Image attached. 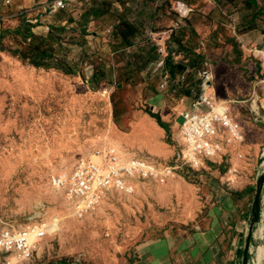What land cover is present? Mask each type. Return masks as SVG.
Returning <instances> with one entry per match:
<instances>
[{"label": "rangeland", "instance_id": "rangeland-1", "mask_svg": "<svg viewBox=\"0 0 264 264\" xmlns=\"http://www.w3.org/2000/svg\"><path fill=\"white\" fill-rule=\"evenodd\" d=\"M6 1L0 0V32L20 26L23 17L26 25L35 26H24L25 35L8 32L0 37V233L32 225L45 228L61 221L57 233L46 234L37 243L28 264H176L173 252L177 247L185 248L182 254L199 251V263L189 264H203L204 243L208 251L218 244V239L212 245L207 239L212 219L221 213L226 195H231L243 207L247 205L249 212L238 211L231 218L232 229L223 228L226 241L236 244V250L231 245L234 260L227 264H243L256 182L264 174V94L257 90V96L253 95L262 46L249 45L244 50L237 36L218 29L220 35L215 34L220 37L210 40L217 57L215 52L204 54L199 49L198 54L186 48L180 37L176 40L185 50L169 53L166 45L174 46L165 44L164 36L157 45L171 55L172 63L186 66V81L173 94L169 86L159 87L163 65L158 66L161 58L150 32L159 29L153 25L146 35L139 33L133 39L123 19L136 12L152 16L153 0H74L57 12L50 8L54 0ZM176 1L180 0L162 1V10L156 13L162 14L160 19L164 15L175 19ZM207 1L216 10L211 14L198 11L200 15L217 20L241 14L256 21L259 31L264 29V0ZM126 3L132 4L131 12ZM38 48L48 51L42 61ZM208 59L216 65L214 96L219 99L218 93L238 92L235 85L240 81L247 91H239L234 108L242 123L246 119L259 134L249 137L254 132L244 126V142L227 148L218 164H209L201 172L187 173L184 168L164 184L147 181L134 194L109 196L80 215L70 208L64 191L52 185L57 176L70 174L79 161H95L97 149L123 148L157 165L174 164L181 147L176 126L184 122L179 116L181 98L200 94L197 85L210 74L205 67ZM248 138L250 144L257 142L256 149L251 146L240 152ZM210 170L215 176L202 180ZM246 174L245 180L252 184L248 182L251 186L244 189L239 182ZM232 175L237 178L233 184ZM262 199L249 264L253 258L255 264H264V191Z\"/></svg>", "mask_w": 264, "mask_h": 264}, {"label": "built area", "instance_id": "built-area-1", "mask_svg": "<svg viewBox=\"0 0 264 264\" xmlns=\"http://www.w3.org/2000/svg\"><path fill=\"white\" fill-rule=\"evenodd\" d=\"M6 3L10 4L11 1L7 0ZM73 3L74 0H54L50 8L52 12H57L69 8ZM175 8L177 14L183 17L191 13L190 8L182 1H176ZM185 8L186 14L183 13ZM156 46L161 58L158 66L163 65L162 83L159 87L164 89L171 80V74L164 64L169 56L160 45L156 43ZM175 58L174 55L172 60H176ZM257 59L260 75L254 87V96H257V90L264 94V46L258 50ZM173 63L176 65L178 62ZM211 87L212 77L209 74L201 82V92L191 108L181 111L179 115L183 117L184 122L180 126L181 147L175 156L174 164L161 166L132 155L124 158L110 148L97 149L95 153L98 162L94 163L91 159L81 160L70 174L57 176L54 181L56 188L64 191L69 206L80 215L98 207L109 196L134 194L135 190L147 181L159 180L164 184L169 178L176 177V173L181 169L185 168L187 173L201 172L207 169L209 164H218L227 154L226 149L243 143L245 136L244 125L234 108L239 101L231 100L227 104L221 102L219 105L217 100H214L216 97L213 99L207 95ZM236 179L232 175V184ZM46 234L40 225L29 226L19 232L2 231L0 264L30 263L34 253L29 245L30 235L40 242Z\"/></svg>", "mask_w": 264, "mask_h": 264}, {"label": "crops", "instance_id": "crops-1", "mask_svg": "<svg viewBox=\"0 0 264 264\" xmlns=\"http://www.w3.org/2000/svg\"><path fill=\"white\" fill-rule=\"evenodd\" d=\"M162 1L163 0H153V6H155L156 8L152 10V13L156 14L157 12H160L162 10V9H160ZM180 1L184 2L188 6V8H190V10H191V13L188 14V16H186V17L180 16L179 14H177L176 11H174L175 12L174 13L175 19H170V18L168 19L167 16L164 15V17H165L164 19L167 21H165L164 19H160L162 14L161 15L153 14L152 16H151V14H149L148 17H143L139 13L136 12L135 13L136 15L134 17H131V18L126 14L127 17L123 18V19H125L124 22L128 26L131 27V34L130 35L133 37V39L136 38L139 33L141 35H146L148 33L147 29H150L153 27V25H155L156 28H158L159 30L156 32H153L152 30H150L151 34L152 35L154 34L153 39L155 40V42L157 44H159V42H160L159 39L162 38V41H163L165 38L164 36H166V38H165L166 41L164 43L168 44L171 42V43H173V46H174V48H171V46L169 44H168V46L166 45L167 49H169V51H170L169 53H180V52H182V50L184 48L181 46V41L179 42V40H176L178 37H180L184 40V41L182 40V43L184 44V46L186 48H188L192 51H195L196 53H198V50L200 49L201 52H203L204 54H209L210 52H212V54H213V52H215V51H213L210 48L211 46H213V45H210V40L212 38L214 39V36H218L217 34H215L218 31V29L225 32V35H227L228 33H231V35L234 34L235 36H237L238 40H240V42L243 43L244 50L249 45L257 46L259 44L262 47L264 46V41L262 39V38H264V29H261L259 31V26L257 25L256 21L255 22L249 21L241 14H238V16H236V17L227 16L224 18L223 17L220 18L218 16L217 20H214L212 17L208 18L204 15L199 14V12H201L203 14H211L213 11L216 10V7L212 6V4L209 3V1H207V0H180ZM131 5L132 4H130V3H126V6H127L126 10H129L131 12V10H130ZM230 7H231V5H229V7L226 8V10H225L226 13ZM133 9L136 10V7H133ZM183 13H185V14L187 13L186 8L183 10ZM130 14H132V13H130ZM146 19H147V21H146ZM166 22H168L169 24L166 25L165 24ZM258 33H260V35ZM218 34L220 35L219 31H218ZM218 37H220V36H218ZM196 41L198 42V44ZM156 43H152L153 44L152 46L155 47ZM189 44L191 45L192 48L188 46ZM193 47H194V49H193ZM213 47H215V46H213ZM230 48H233V46L227 47V50H228L227 53L229 51L231 52L232 49H230ZM213 55L217 57L218 53L216 54V52H215ZM212 61H213L212 59H208L205 63V67H206V69H208V71L212 77V87H213V85H214V87H217V83L214 81V77H215L214 67L216 65L211 64L210 62H212ZM165 65H166L165 69L167 70V67H168V70L171 74V80L168 82V85L165 87L169 86L171 89L170 90L171 93L177 94L180 91V89H182L181 86L186 81L187 75L183 73L186 66L181 65L180 69H176L177 65H174L172 63V61H169ZM199 75L202 76V73H200ZM183 78H184V81H182ZM200 85H201V83H199V85H197V86L200 88ZM235 86H236V88H238V92H235V91L231 92L229 90L227 95L226 94L223 95V93L222 94L218 93V95H220L219 99L224 100V99L228 98V100H235L234 98H236V99L239 98V95H238V94H240L239 91H247L245 86L242 85V83H240V81H237ZM194 88L196 89L197 87L194 86ZM215 93L216 92L212 88V93L210 94V96H214ZM198 96H199V94H197V93H192L191 96L188 93L187 95L183 96V98H181L182 99L181 102L183 104V109L181 111L191 108L192 103L194 101H196ZM244 121H245V125L244 124L243 125L247 129H249L251 127V124L246 119H244ZM251 129L253 130L254 133L252 135L250 134L249 137L253 136L254 134L257 135V133H258L257 129L252 128V127H251ZM248 141H251L250 138H248L247 142ZM255 144H257L256 141L253 144H250L248 142V144H246L247 146L244 145L240 148V152H242V149H245V151H249L248 148H252L251 146H253L254 150H255L256 149ZM254 163H256V160H254L251 165H254ZM251 167L248 169L250 171V174H251V172H253L252 171L253 169ZM206 173H207V175H202V180L209 181L213 178V176H215L216 172L214 170H210ZM245 177H247V174L244 176V178L242 180L243 182H239V185L241 183L240 186H242L244 189H246L247 187L249 188V186H251V184H252L249 181V179L245 180L246 179ZM248 182H250L251 184ZM245 184H247V185L245 186ZM252 186H254V185H252ZM250 196H251V194H250ZM235 197L236 196H231V195L227 196L226 195L225 201H224V206L221 208V213L217 212L216 215H214V219H212V222H211L212 225L210 227V231L207 234L208 235L207 239L211 240L210 245H212V243L215 241V239H218V244L215 247L213 246L214 247L213 250L210 249L211 251H208L209 246L206 244L207 242L204 243V241L202 240V243L205 244L204 245L205 248L207 247L206 248L207 250H206V253L204 256V260H202L203 264H227L228 262L230 263L234 260L235 254H234V251L233 252H231V251L235 249L236 244L233 245V243H230V241L229 242L226 241L225 236L222 235L223 230H224L223 228H226V226L230 227L231 218H234L236 215H238V214H236L238 211L242 210L243 214H247L249 212V209H246L247 205H244V207H243L241 200L239 201V199H236ZM240 222H244L242 224L246 223L244 220L239 219V223ZM221 224H223L222 228H221ZM240 228H242V227H240ZM230 229H232V228L230 227ZM233 240H235V239H233ZM231 245H233L234 249H232ZM199 247L202 250L203 246L200 245ZM184 249L185 248L177 247L176 250H174L173 259H174V262L176 264H189V263H195V262L199 263V261H200V252L199 251L194 252V250H191V253H189V251H187V252H185V254H182L184 252ZM228 251H229V253H228ZM235 253H236V251H235ZM228 255H229V259L226 260L227 259L226 256H228Z\"/></svg>", "mask_w": 264, "mask_h": 264}, {"label": "water", "instance_id": "water-1", "mask_svg": "<svg viewBox=\"0 0 264 264\" xmlns=\"http://www.w3.org/2000/svg\"><path fill=\"white\" fill-rule=\"evenodd\" d=\"M263 191H264V174L261 175L257 182H256V191L253 199V204H252V212H251V217H250V224H249V230H248V237L246 240V245L245 249L243 252V264H249V249L250 245L254 241L253 236H254V228L259 222V218L261 216V207H262V202H263Z\"/></svg>", "mask_w": 264, "mask_h": 264}, {"label": "bare ground", "instance_id": "bare-ground-1", "mask_svg": "<svg viewBox=\"0 0 264 264\" xmlns=\"http://www.w3.org/2000/svg\"><path fill=\"white\" fill-rule=\"evenodd\" d=\"M211 90H212V87L211 88H209V90L207 91V95L208 96H210V94L212 93L211 92ZM209 93V94H208ZM210 97H212L213 99L215 98V96H210ZM210 99V98H209ZM214 100H217L216 102L220 105L221 104V102H223L222 100L220 101V99H214ZM219 101V102H218ZM224 103H229V102H224ZM236 111V110H235ZM236 113H237V111H236ZM237 117H238V115H237ZM239 118V117H238ZM240 119V118H239ZM242 121V120H241ZM177 128H180V126H176ZM111 150H113V151H115V153H117V154H119L120 156H122V157H124V158H126V157H130V155H133V154H129V153H127V151L125 150V149H123V148H119V149H117V148H115V147H109ZM95 156H96V153H95ZM98 158L96 157V160L95 161H93V160H91L92 162H94V163H96V162H98V160H97ZM174 179H176V177H174ZM52 181H54V179L52 180ZM52 186H54V188H56V184L54 185H52ZM71 208V207H70ZM60 225H61V221H53L52 222V224L51 225H49V226H47V227H45L44 228V230H45V232L48 234V235H50L51 233L52 234H55V233H57L58 231H59V229H60ZM40 228V227H39ZM38 241L34 238V236L33 235H30V239H29V245L31 246V249L32 250H36V248H37V246H38Z\"/></svg>", "mask_w": 264, "mask_h": 264}, {"label": "trees", "instance_id": "trees-1", "mask_svg": "<svg viewBox=\"0 0 264 264\" xmlns=\"http://www.w3.org/2000/svg\"><path fill=\"white\" fill-rule=\"evenodd\" d=\"M126 24V23H125ZM28 26H31V27H34L35 25L34 24H27ZM25 23H24V17L22 18V21H21V24H20V26H18V27H16V28H14V29H6V30H2L0 33V37L1 36H4L6 33H8V32H15V33H17V34H23V35H25V30H23L22 28L24 27V26H27ZM127 25V24H126ZM127 32L128 33H130L131 34V27L130 26H128L127 25ZM33 35V33L31 32L30 34H29V36H32ZM37 55L40 57V60L42 61V60H44L45 58H46V56L48 55V51H46L45 49H43V50H41V49H37ZM169 58H171V55H169V57H168V59L166 60V63H168L169 61H171V59H169ZM165 63V64H166ZM34 65H36V66H41V64L40 63H34ZM180 67H181V65L179 66V65H177L176 66V69H180ZM115 121H116V119H115ZM159 122V124H160V126H162V127H164V128H166V129H168V125L167 124H165V123H163V122H160V121H158ZM252 262V264H255V259L253 258V260L251 261Z\"/></svg>", "mask_w": 264, "mask_h": 264}]
</instances>
